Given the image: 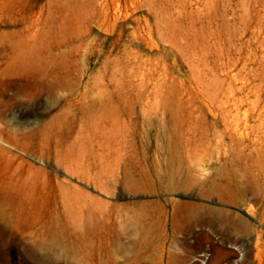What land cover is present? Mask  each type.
<instances>
[{
	"label": "rangeland",
	"instance_id": "rangeland-1",
	"mask_svg": "<svg viewBox=\"0 0 264 264\" xmlns=\"http://www.w3.org/2000/svg\"><path fill=\"white\" fill-rule=\"evenodd\" d=\"M264 0H0V264H258Z\"/></svg>",
	"mask_w": 264,
	"mask_h": 264
},
{
	"label": "bare ground",
	"instance_id": "bare-ground-1",
	"mask_svg": "<svg viewBox=\"0 0 264 264\" xmlns=\"http://www.w3.org/2000/svg\"><path fill=\"white\" fill-rule=\"evenodd\" d=\"M262 237H263V233L260 232L257 235V241L255 244V248H256L255 257L258 261V264H264V248H263V243L261 241Z\"/></svg>",
	"mask_w": 264,
	"mask_h": 264
}]
</instances>
